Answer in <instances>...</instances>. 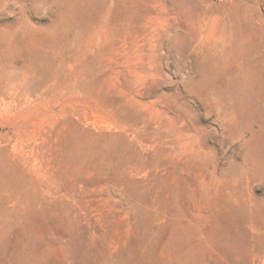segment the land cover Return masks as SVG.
<instances>
[{
	"label": "rangeland",
	"instance_id": "rangeland-1",
	"mask_svg": "<svg viewBox=\"0 0 264 264\" xmlns=\"http://www.w3.org/2000/svg\"><path fill=\"white\" fill-rule=\"evenodd\" d=\"M0 264H264V0H0Z\"/></svg>",
	"mask_w": 264,
	"mask_h": 264
},
{
	"label": "bare ground",
	"instance_id": "bare-ground-1",
	"mask_svg": "<svg viewBox=\"0 0 264 264\" xmlns=\"http://www.w3.org/2000/svg\"><path fill=\"white\" fill-rule=\"evenodd\" d=\"M224 61H225V60H224ZM234 62H235V61H234ZM226 63H227V62H226ZM234 68H235V67H234ZM238 68H239V67H238ZM227 70H228V69H227ZM232 70H233V68H232ZM228 71H229V70H228ZM233 71H234V70H233ZM234 73H235V72H234ZM239 73H240V72H239ZM237 75H238V74H237ZM237 75H236V76H237ZM226 76H227V75H226ZM222 77H223V76H222ZM227 77H229V76H227ZM227 83H228V82H227Z\"/></svg>",
	"mask_w": 264,
	"mask_h": 264
}]
</instances>
